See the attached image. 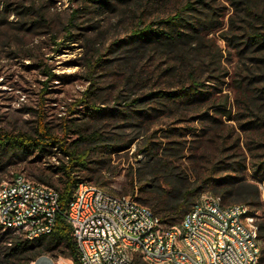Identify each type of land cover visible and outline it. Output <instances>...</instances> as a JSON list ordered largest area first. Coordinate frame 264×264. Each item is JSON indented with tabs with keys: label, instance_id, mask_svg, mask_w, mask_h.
Here are the masks:
<instances>
[{
	"label": "rangeland",
	"instance_id": "374dc122",
	"mask_svg": "<svg viewBox=\"0 0 264 264\" xmlns=\"http://www.w3.org/2000/svg\"><path fill=\"white\" fill-rule=\"evenodd\" d=\"M183 2L0 0V127L12 133H30L42 119L61 136L64 121L68 120L69 123L80 124L87 133L96 130L104 138H119L123 144L131 141L129 148L110 155L112 177L104 189L118 195L124 194L127 177L138 169H147L148 163H151L147 150L149 141L160 145V153L173 161L177 171L187 173L190 180L207 177L213 172H216L215 176H224L228 171L222 169L223 164L246 161L247 168L242 175L247 181L258 184L264 193V184L251 169L252 162L264 153L263 144L257 143L263 140L264 127H250L254 123L246 126L258 110L252 106L254 113L245 111L243 94L238 85V80L248 77L251 68H254L248 58L252 54L246 50L241 55L238 51L241 47L227 45L220 35L222 30L219 31V28L228 29L230 16L237 15L229 0H214L212 3L220 15L219 28L207 31L205 37L213 42L212 48L220 57L221 64L213 65L218 66L213 73L206 68L208 71H204L203 78L220 74L219 81L210 79L207 83L217 84V90H220L217 96H229V105L233 110L231 117L222 116L213 121L210 118L215 115L213 110L207 117L202 116V112H199L201 116H197L196 111L191 110L179 113L166 108L159 99L139 104L132 102L150 90L175 89L178 78H181L176 59L170 53L155 50L152 46L145 48L141 54L133 53L128 43L142 15L148 18V22L157 14L173 13ZM142 5L149 8L145 13L142 12ZM151 11L154 12L149 15ZM72 14L75 17L71 24ZM193 14L205 18L207 11ZM127 49L130 51L127 52ZM93 54L110 61L105 64L107 67L98 66L91 74L87 62ZM258 74L262 73L251 75L254 79L249 92L256 99H260L256 91L264 87V78H256L260 77L256 76ZM89 75L91 81L88 80ZM90 87L95 92L86 97L85 91ZM87 98L90 104L105 112L88 115L84 102ZM128 104L134 106L128 107ZM142 111L151 113L142 118L139 116ZM241 111L249 115H242ZM75 138L77 135L70 131L68 139ZM103 153H94L92 157L108 155ZM37 156L35 154L25 162L14 159L0 173V184L11 181L19 173L32 180L30 173L35 163L31 161ZM61 157L58 150L52 157L45 155L40 161L43 166H48ZM100 165L98 163L96 167ZM143 192L139 185L132 196L140 202L138 197ZM207 192L213 194L215 189L206 186L202 193ZM238 197L235 193L223 196L226 204L236 203ZM251 210L258 223H263L264 194L261 204L253 205ZM4 244L0 245L1 250ZM1 252L0 264H4ZM43 255L52 258L55 264H74L63 249L43 253L37 258ZM24 257L23 264L31 261V253H26ZM11 262L18 264L16 260Z\"/></svg>",
	"mask_w": 264,
	"mask_h": 264
},
{
	"label": "trees",
	"instance_id": "16d2710c",
	"mask_svg": "<svg viewBox=\"0 0 264 264\" xmlns=\"http://www.w3.org/2000/svg\"><path fill=\"white\" fill-rule=\"evenodd\" d=\"M105 1L108 2V0ZM229 1L237 15L236 17L234 14L230 16L229 28L226 30L219 28L220 15L216 11L217 7L212 5L214 0H184L173 13L157 14L153 20L148 22H146L148 18L142 15L132 30L131 40L128 43L129 48L133 53L135 51L141 54L145 48L152 46L155 50L170 53L176 59V68H179L181 78H178L175 89L150 90L143 96L132 100L133 104L159 99L166 108L179 113L191 110L196 111L197 116H201L199 112H202V116L207 117L213 110L215 115L210 117L213 121L221 119L222 116L231 117L233 110L229 105V96L227 94L217 96V92H220L217 90L219 89L217 84L207 83L210 79L219 81L220 74L217 77L212 74L208 78H203L204 71H208L206 68L213 73L221 64L220 57L212 48L213 42L205 37L207 31L219 28V31L222 30L220 35L227 45L234 48L241 47L238 49L241 55L246 50H250L252 54L248 58L251 59L254 68H251L248 77L238 80V85L243 94L245 111L254 113L251 110L252 106L258 110L255 118L246 122V126L254 123V126L250 127H264V87L256 91L260 99H256L249 93L254 79L253 74L261 72L262 74L256 75L260 77L256 78H264V0ZM142 7L144 13L149 9L143 5ZM198 11H207L205 18L193 14ZM153 12H149V15ZM74 17L75 14H72L71 24ZM109 61V59H102L101 55L93 54L87 62L90 73L92 74L98 66L107 67L105 64ZM215 64L218 66L214 67ZM90 75L88 80L91 81ZM140 76L141 74L138 73V77ZM94 92L90 87L85 91V96L88 97L87 95ZM84 102H86L88 115H100L105 112L97 105L90 104L88 98ZM133 104H128V107ZM153 110L156 109L153 108ZM245 111H241L240 114L249 115ZM111 112L115 114L114 111ZM150 113L142 111L139 116L146 118ZM63 129L64 133L60 136L42 119L38 120L34 131L30 133H12L0 127V173L4 172L14 159L18 162H25L38 154L37 159L31 161L35 163V166H32L30 176L36 182L55 187L54 189L60 194L61 204V213L57 217L54 231L49 236L30 241L13 237L10 232L1 230L0 227V245L2 242L5 243L2 250L0 247L4 264H14L12 260L23 264L26 253H31L32 261L43 253H53L58 249L67 252L74 264H80L79 252L71 234L72 228L64 212L81 181H89L104 189L112 177L111 153L129 148L132 143L128 141L123 144L119 138H104L96 130L87 133L85 132L87 130L80 124H72L68 120L64 121ZM70 131L76 134L77 138L69 140ZM262 137L263 140L257 143L263 144L264 147V134ZM159 147L160 145L156 143L148 142L147 150L151 163H148L147 169H138L129 178L127 177L125 191L122 195H134L136 188L140 185L144 192L138 197L139 203L147 204L164 223L172 226L179 225L184 214L196 204L203 194L204 187L209 185L215 189L213 194L220 195L224 203L223 196L235 193L239 196L236 203L248 204L251 207L261 204L264 194L262 189L258 184L247 181L242 175L247 168L246 161L236 160L223 164L222 169L228 171L224 176H215L216 172H213L207 177L190 180L187 173L175 169L173 161L161 154ZM58 150L62 157L58 158L53 165L43 166L40 161L42 157L45 155L52 157L53 153ZM103 152L108 155L101 158L97 155L95 159L92 157L94 153ZM98 163L101 165L97 168ZM251 169L260 179L259 181L264 184V153L258 155L257 160L252 162ZM259 226L260 235L264 239V222H260ZM31 261L28 260L26 264H30ZM135 261L137 264H146L138 253L135 254ZM259 264H264V245Z\"/></svg>",
	"mask_w": 264,
	"mask_h": 264
},
{
	"label": "built area",
	"instance_id": "2783aa9c",
	"mask_svg": "<svg viewBox=\"0 0 264 264\" xmlns=\"http://www.w3.org/2000/svg\"><path fill=\"white\" fill-rule=\"evenodd\" d=\"M60 194L19 173L0 184V227L30 241L49 236ZM64 216L80 264H259L263 239L251 206L203 193L179 225L164 223L130 195L81 181Z\"/></svg>",
	"mask_w": 264,
	"mask_h": 264
},
{
	"label": "water",
	"instance_id": "95a60500",
	"mask_svg": "<svg viewBox=\"0 0 264 264\" xmlns=\"http://www.w3.org/2000/svg\"><path fill=\"white\" fill-rule=\"evenodd\" d=\"M33 264H55L53 259L48 257V256H40L39 258H37L36 261H34Z\"/></svg>",
	"mask_w": 264,
	"mask_h": 264
}]
</instances>
